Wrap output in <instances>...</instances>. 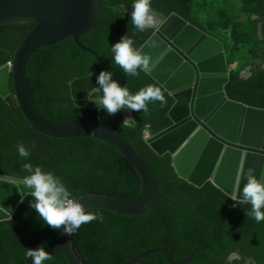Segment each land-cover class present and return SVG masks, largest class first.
I'll return each mask as SVG.
<instances>
[{
	"label": "trees",
	"instance_id": "1",
	"mask_svg": "<svg viewBox=\"0 0 264 264\" xmlns=\"http://www.w3.org/2000/svg\"><path fill=\"white\" fill-rule=\"evenodd\" d=\"M242 9L249 11L247 21L253 22L255 42L264 46V0H239ZM132 0H101L96 27L80 39L81 43L99 54L109 66L116 67L132 93L148 84L161 87L167 104H148L147 112L132 111L135 122L122 123L123 113L109 117L103 110L79 108L70 93V83L97 71L107 70L121 86L120 75L101 66L95 58L83 52L72 38L52 47L41 48L28 65L31 96L39 111L49 120L74 122L102 121L116 130L133 146L158 179V202L151 215L140 217L118 216L94 209L103 214V221L83 224L72 235V246L84 264H124L140 252L166 247L176 261L185 259L197 244L207 237L216 218L217 229L194 258L186 264H264V221L257 223L245 214L250 205H235L211 182L197 188L179 179L171 166V156L156 155L146 144L143 132L162 131L170 125L168 111L173 99L148 73L128 77L113 63L111 45L123 35L133 40L139 49L152 35L153 29L139 32L131 17L125 13ZM200 0H151V7L167 17L177 13L208 35L221 40L226 37L220 30L207 31L205 23L213 17L203 10ZM218 24L221 25V19ZM35 26L34 23L11 22L0 27V48L12 54ZM224 32V31H223ZM12 93V83H9ZM227 97L256 108H264V68L256 66L247 78L231 73L226 85ZM23 144L31 155L21 158L17 145ZM31 162L51 171L65 184L73 198L87 193L118 197H135L141 191V182L133 166L119 152L106 143L86 137L52 139L29 129L21 109L11 110L0 97V173L23 177L27 173L22 164ZM31 197H26L10 220L0 222V264H26L27 248L52 249L58 239V230L47 225L30 208ZM231 254L238 258L228 261ZM149 264H169L156 253L142 259ZM44 264H69L63 254Z\"/></svg>",
	"mask_w": 264,
	"mask_h": 264
},
{
	"label": "water",
	"instance_id": "2",
	"mask_svg": "<svg viewBox=\"0 0 264 264\" xmlns=\"http://www.w3.org/2000/svg\"><path fill=\"white\" fill-rule=\"evenodd\" d=\"M100 6L101 0H0V27L11 22L35 24L14 54L0 48V97L11 110L21 109L30 130L52 139L86 137L102 141L133 166L141 182L137 196L87 193L76 198L86 210L102 209L129 217L151 215L158 202V179L124 136L102 121L47 119L39 111L29 88L27 74L31 57L41 48L52 47L68 38L83 52L90 53L101 66L120 75L116 67L107 65L97 52L80 41L96 27ZM131 12L132 9L125 10L130 17ZM151 29L152 35L138 50L151 54L156 68L148 74L170 94L173 104L168 111L170 125L157 133L144 131L146 144L158 156L170 155L177 177L197 188L211 182L227 197L236 191L238 183L242 190L246 182V177L240 180L242 168L253 167L257 177L264 175V108L227 97L226 85L234 69L227 61L220 39L208 35L177 13L158 17L156 26ZM247 64L264 68L262 59ZM90 74L74 79L70 93L77 107L99 110L92 100L94 97L87 95L97 86L99 73ZM120 78L126 86L121 75ZM10 82L14 93L9 89ZM0 176L21 178L2 173ZM20 201L21 193L14 185L0 182V205L12 217ZM11 216L0 211V222L12 219ZM217 221L218 218L210 234L183 260H174L166 247H156L138 253L124 264H149L142 259L156 253L169 264H186L213 237ZM45 250L53 257L63 254L69 264H84L74 251L72 236L63 229L59 230L55 247ZM233 258L238 256L231 254L228 261ZM26 264H32L30 257Z\"/></svg>",
	"mask_w": 264,
	"mask_h": 264
},
{
	"label": "clouds",
	"instance_id": "3",
	"mask_svg": "<svg viewBox=\"0 0 264 264\" xmlns=\"http://www.w3.org/2000/svg\"><path fill=\"white\" fill-rule=\"evenodd\" d=\"M131 8L130 19L139 32L156 26L159 13L151 7V0H132ZM111 52L114 65L122 69L128 77L138 76L141 71L151 73L156 68V62L152 60L151 54L133 47V40L126 34L111 45ZM112 76V72L102 70L96 77L97 86L92 87L87 93L88 96L94 97L92 100L98 105V109L105 111L109 117L115 116L124 109L147 112L149 103L159 102L162 107L167 104L161 87L148 84L132 93L127 86H121ZM131 119L126 117L122 123ZM17 151L26 161L31 155L23 144L17 145ZM22 168L27 175L19 179L0 176V182L14 185L21 193V203L26 197H31L30 208L36 211L45 225L58 231L63 229L65 234L72 236L83 224L96 220L103 221L102 213L86 210L78 199L71 196L65 184L53 172H45L41 166H34L31 162L23 163ZM245 177L246 182L242 190L241 183H238L236 191L229 193L228 197L235 202L234 206L250 205V211L245 214L259 223L264 221V175L257 177L255 169L249 167L247 170L241 169L240 180ZM0 211L11 216V213L2 205H0ZM25 255L31 258L32 264H44L45 261L53 259V255L42 246L27 248Z\"/></svg>",
	"mask_w": 264,
	"mask_h": 264
},
{
	"label": "rangeland",
	"instance_id": "4",
	"mask_svg": "<svg viewBox=\"0 0 264 264\" xmlns=\"http://www.w3.org/2000/svg\"><path fill=\"white\" fill-rule=\"evenodd\" d=\"M200 1L202 4L205 3L200 6L202 18L213 17L208 21L210 27L205 23L206 30L210 32L220 30L226 37L225 54L228 63L234 69L233 73L239 76L252 73L254 68L245 69L247 62L253 52L264 56V46L261 42H255L252 35L254 24L247 21L249 11L242 9L239 0ZM203 10L206 11L207 16H203ZM219 19H221V25L218 24ZM145 131L151 132L149 128H146ZM249 264L251 263L249 262Z\"/></svg>",
	"mask_w": 264,
	"mask_h": 264
},
{
	"label": "flooded vegetation",
	"instance_id": "5",
	"mask_svg": "<svg viewBox=\"0 0 264 264\" xmlns=\"http://www.w3.org/2000/svg\"><path fill=\"white\" fill-rule=\"evenodd\" d=\"M263 58H264V56H262V55H259V54H257V53H252L251 54V58H250V60L249 61H251V60H258V59H262L263 60ZM248 63V62H247ZM263 63H264V60H263ZM256 66H258V65H256V64H252V65H246V67H245V69L246 70H250L251 69V67L252 68H255ZM261 67V66H260Z\"/></svg>",
	"mask_w": 264,
	"mask_h": 264
},
{
	"label": "built area",
	"instance_id": "6",
	"mask_svg": "<svg viewBox=\"0 0 264 264\" xmlns=\"http://www.w3.org/2000/svg\"><path fill=\"white\" fill-rule=\"evenodd\" d=\"M121 111H122V113H123V117H124V119H125L126 117H131V118H132L131 120L125 122V124H126V125H132V124L135 122V117H134L132 111H128V110H126V109L121 110Z\"/></svg>",
	"mask_w": 264,
	"mask_h": 264
},
{
	"label": "crops",
	"instance_id": "7",
	"mask_svg": "<svg viewBox=\"0 0 264 264\" xmlns=\"http://www.w3.org/2000/svg\"><path fill=\"white\" fill-rule=\"evenodd\" d=\"M236 67V66H235Z\"/></svg>",
	"mask_w": 264,
	"mask_h": 264
}]
</instances>
